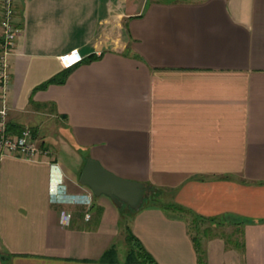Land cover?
<instances>
[{
  "label": "crops",
  "instance_id": "obj_1",
  "mask_svg": "<svg viewBox=\"0 0 264 264\" xmlns=\"http://www.w3.org/2000/svg\"><path fill=\"white\" fill-rule=\"evenodd\" d=\"M15 22L7 121L44 152L0 160V264H137L101 260L127 225L159 264H199L188 213L124 212L80 181L89 158L235 218L243 247L206 238L204 264H264V0H16ZM60 183L92 204L55 200Z\"/></svg>",
  "mask_w": 264,
  "mask_h": 264
},
{
  "label": "built area",
  "instance_id": "obj_2",
  "mask_svg": "<svg viewBox=\"0 0 264 264\" xmlns=\"http://www.w3.org/2000/svg\"><path fill=\"white\" fill-rule=\"evenodd\" d=\"M0 14L2 25V42L0 50V89L3 106L0 108V160L5 155L36 158L40 152H44L34 135L32 128L24 127L19 133H12L8 129L7 121V102L6 96L11 80L9 71L8 55L15 46L18 28L15 22L16 0H0ZM73 57H75L73 59ZM84 59L83 55L77 50H72L61 56V62L66 67H73ZM52 195L57 201H67L71 203H83L88 207L93 202L92 193L68 194L63 183L58 184L53 190ZM71 212L63 210L62 220L69 223ZM89 212L87 217H89Z\"/></svg>",
  "mask_w": 264,
  "mask_h": 264
},
{
  "label": "water",
  "instance_id": "obj_3",
  "mask_svg": "<svg viewBox=\"0 0 264 264\" xmlns=\"http://www.w3.org/2000/svg\"><path fill=\"white\" fill-rule=\"evenodd\" d=\"M80 181L88 185L95 195L106 194L119 206L127 204L138 210L152 195L149 184L127 179L105 169L99 161L89 158Z\"/></svg>",
  "mask_w": 264,
  "mask_h": 264
},
{
  "label": "trees",
  "instance_id": "obj_4",
  "mask_svg": "<svg viewBox=\"0 0 264 264\" xmlns=\"http://www.w3.org/2000/svg\"><path fill=\"white\" fill-rule=\"evenodd\" d=\"M0 16H1V14H0ZM0 42H2L1 39H0ZM0 50H1V47H0ZM68 73H69V70L66 69L63 72H61L60 76L51 78L49 81L45 82L41 86L42 87L46 86L49 82H52V81L64 82ZM8 129H9V131L11 129V126L9 123H8ZM21 130H19L18 132H21ZM150 187L152 189V195L150 197V201H154L166 209H171V210L190 214V211H188L187 208H185L183 205H180L178 203H175V202L159 203V201H157V198H158L157 196L164 189L156 187L154 185H150ZM192 215L194 216V219H193L194 221H196L198 219L215 220L216 218H218V217H208L207 218V217H202V216L197 215V214H192ZM126 230H127L126 241L128 243L129 248H128V251L125 255V262L137 263V264H139V263L159 264L158 261L156 260V258L153 256V254L144 246L142 241L132 232L129 225L126 226ZM193 239H194L196 249L198 251V262H199V264H204L205 263V253H204V249L202 246V242L197 236H194V235H193ZM235 244L239 247H243L242 239H240L239 242L237 240H235ZM101 260L102 261H117L118 260V249H117L116 245H112L111 247H109L103 253Z\"/></svg>",
  "mask_w": 264,
  "mask_h": 264
},
{
  "label": "rangeland",
  "instance_id": "obj_5",
  "mask_svg": "<svg viewBox=\"0 0 264 264\" xmlns=\"http://www.w3.org/2000/svg\"><path fill=\"white\" fill-rule=\"evenodd\" d=\"M61 132L62 133L65 132V130H63V126H62ZM49 140H50L49 142L51 143L49 144L47 143V148L51 152V154H53L54 156L55 151L53 147L55 148V146L53 145V143L55 141V135H50ZM157 197H158L157 201H159V203H169L172 201L171 194L166 190H162V192H160ZM149 201H150V198L145 199L144 204L141 207L146 205ZM122 209L124 212L135 211V209L131 208L127 204H123ZM177 212L180 213L179 211ZM127 216L128 215L124 216V219H126ZM187 217L190 220V231L192 235L197 236L201 240V242L202 240L206 238L220 237L229 246H233V245L236 246L235 240L239 242L241 239L240 228L238 227L237 222L235 221V218L233 217H228V216L219 217V218H216L215 220L198 219L196 221L193 220L194 216L192 214H188ZM116 242H117L119 253L122 255H125L129 248L126 240L123 239L122 237H119L116 239Z\"/></svg>",
  "mask_w": 264,
  "mask_h": 264
},
{
  "label": "snow or ice",
  "instance_id": "obj_6",
  "mask_svg": "<svg viewBox=\"0 0 264 264\" xmlns=\"http://www.w3.org/2000/svg\"><path fill=\"white\" fill-rule=\"evenodd\" d=\"M75 57H73V59H74Z\"/></svg>",
  "mask_w": 264,
  "mask_h": 264
}]
</instances>
